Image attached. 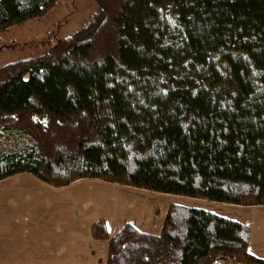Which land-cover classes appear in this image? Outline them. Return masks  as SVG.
Listing matches in <instances>:
<instances>
[{"label": "trees", "instance_id": "trees-1", "mask_svg": "<svg viewBox=\"0 0 264 264\" xmlns=\"http://www.w3.org/2000/svg\"><path fill=\"white\" fill-rule=\"evenodd\" d=\"M59 0H0V33ZM81 28L0 67V181L27 173L264 205V0H94ZM28 146L4 151L8 132ZM8 142V141H7ZM102 264H264L249 227L170 204L159 234L125 223Z\"/></svg>", "mask_w": 264, "mask_h": 264}, {"label": "rangeland", "instance_id": "rangeland-1", "mask_svg": "<svg viewBox=\"0 0 264 264\" xmlns=\"http://www.w3.org/2000/svg\"><path fill=\"white\" fill-rule=\"evenodd\" d=\"M96 8L94 0H59L45 16L0 33V67L45 53L57 40L67 38L81 28ZM2 144L4 151H23L28 146L25 137L13 131L7 133ZM24 176L23 179L37 180L30 174ZM25 183L15 178L9 182L10 190L2 214L4 224H10L12 230L13 252H10L9 240H4L6 251H1L0 256L5 261L14 256L15 264H102L106 246L91 237L93 222L103 219L107 234L111 235L128 218L127 223L157 235L170 204L207 210L235 221L244 219L254 228L261 224L263 231L259 239L264 246V223L261 221L264 205L250 210L238 209L233 215L232 205L156 193L97 179L78 180L70 187L55 189L45 195ZM47 197L50 202L43 199ZM50 230L55 235L51 244ZM253 231L256 242L260 231ZM58 245L59 249L50 250V246ZM76 251L84 254L86 262L71 254Z\"/></svg>", "mask_w": 264, "mask_h": 264}, {"label": "crops", "instance_id": "crops-1", "mask_svg": "<svg viewBox=\"0 0 264 264\" xmlns=\"http://www.w3.org/2000/svg\"><path fill=\"white\" fill-rule=\"evenodd\" d=\"M27 173H22V174H18V175H14V176H12V177H9V178H6V179H4V180H1L0 181V252L1 251H6V249L3 247V243H4V240H9V243H10V245H11V251L10 252H13V241H12V238H11V231L12 230H10V224H4V217L2 216V214L4 213V208H5V206H6V204H5V202H6V195L9 193V190H8V187H9V182L13 179V178H15V179H18L20 182H22V181H25L26 183V185H28V186H31L32 188H36V189H40L42 192H44L43 193V195H45V193H53V191L55 190V189H59V188H54V187H51V186H49L48 184H46V183H44V182H42V181H40V180H28V179H23V177H25L24 175H26ZM32 176V175H31ZM34 177V176H33ZM35 178V177H34ZM36 179V178H35ZM79 180H82V179H79ZM76 181H78V180H76ZM76 181H74V182H76ZM74 182H72L71 184H69L68 186H65V187H62V189L63 188H67V187H70L71 185H73V183ZM106 183V182H105ZM21 185H23V184H21ZM129 191H137V190H129ZM43 199H45V200H47V201H49L50 202V198H43ZM139 200V199H138ZM232 206H234V212H233V215H235V211H237L238 209H240V210H243V209H248V210H250V208H256V207H259V206H239V205H232ZM264 207V206H263ZM239 216H241L240 215V213L238 214ZM221 216V215H220ZM224 217V216H223ZM17 218V217H16ZM263 218H264V216L262 215V219H261V221H262V223H264L263 222ZM128 218H126L118 227H117V229L115 230V231H113V233L111 234V235H109V236H112L121 226H123L125 223H127L129 220H127ZM228 219H231V218H228ZM231 220H234V219H231ZM12 222H13V220H12ZM238 222H240V223H242V224H245V225H247L248 227H249V230H250V236H249V244H248V252L252 255V256H254V257H257V258H260V259H264V246H261V240L259 239L260 238V234H261V231H263V230H261V224H259V225H256V228H254L252 225H251V223H249L248 221H245L244 219H243V221H238ZM16 224L17 225H19L20 223L19 222H16ZM130 224H132V223H130ZM136 229H138V230H140V231H142V232H144V230H141L140 228H138L136 225H133ZM106 227H107V225H106ZM253 229L254 230H258L259 229V235L257 236V238H256V242L254 241V237H253ZM160 230V229H159ZM21 232H22V230H21ZM29 232H31V231H29ZM159 232V231H158ZM157 232V233H158ZM146 233V232H145ZM148 233H150V232H148ZM154 235V234H153ZM54 237H55V235H54V232H52V230H50V237H48V238H50V244L53 242V240H54ZM89 237L90 236H88V244H89ZM100 242V241H99ZM254 243H255V245H254ZM100 244H101V242H100ZM100 244L97 246V249L99 250L100 249ZM105 246H106V243H105ZM59 247H60V245H58V246H55V247H52V246H50V250H57V249H59ZM73 256H76L79 260H82L83 262H86V258H85V256H84V254L81 252V251H76V252H74V253H71ZM0 264H15V262H14V256L13 257H10V258H8L6 261L5 260H2V258H1V256H0Z\"/></svg>", "mask_w": 264, "mask_h": 264}]
</instances>
